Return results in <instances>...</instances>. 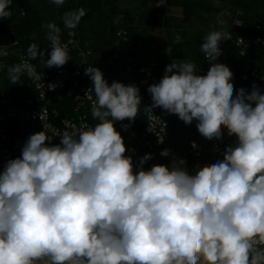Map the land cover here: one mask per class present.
I'll use <instances>...</instances> for the list:
<instances>
[{
    "label": "clouds",
    "instance_id": "obj_1",
    "mask_svg": "<svg viewBox=\"0 0 264 264\" xmlns=\"http://www.w3.org/2000/svg\"><path fill=\"white\" fill-rule=\"evenodd\" d=\"M51 2L59 7L64 0ZM11 3L0 0V19L11 17ZM84 15L83 8L65 13V27L75 29ZM224 15L217 17L222 28ZM44 27L51 41L44 65L60 69L72 61L73 41L61 45L51 34L60 32L56 24ZM203 39L201 51L211 59L207 74L198 75L191 61L171 62L160 82L152 80L147 89L152 103L145 115L153 108L173 114L167 117L173 129L195 120L210 141L227 129L237 142L226 147L223 160L198 167L195 175L184 159H173L171 168L143 169L152 156L155 163L164 161L161 156L170 155L165 149L161 156H143L134 174L114 122L127 119L125 130L132 126L141 134L129 121H135L144 95L134 84L108 85L101 66L113 65L112 58L95 65L85 61L70 73L88 67L78 83L84 74L90 77L88 88L96 97L91 115L99 123L57 135L59 145H51L45 131L32 134L21 157L7 162L0 173V264H264V94L254 85L234 97L233 73L212 63L231 33L215 30ZM36 48L29 47V59L36 58ZM25 72L35 73L27 61L10 67V81ZM181 140L188 141L171 137V149Z\"/></svg>",
    "mask_w": 264,
    "mask_h": 264
},
{
    "label": "trees",
    "instance_id": "obj_2",
    "mask_svg": "<svg viewBox=\"0 0 264 264\" xmlns=\"http://www.w3.org/2000/svg\"><path fill=\"white\" fill-rule=\"evenodd\" d=\"M138 1L141 5L135 8L136 15L133 9H128L123 20H120L122 22H118L122 10L119 0H64L63 5L59 7L51 0H12L10 8L7 9L11 11V17L0 22V49L5 48L8 52L7 57L0 55V99H6L8 105L18 108H35L41 92L33 89L24 73L16 83H12L8 69L28 59L34 65H39L40 72H45L54 79L59 68H48L44 65V62L50 59L51 52L50 30L44 26L54 23L60 32L51 34L58 35L61 45L73 41L68 53L72 61H68L62 67L66 77L74 73V70L71 73L70 70L85 61L87 64L95 65L97 62L112 58L113 65L103 63L101 66L108 85L111 86L113 81L126 86L134 84L143 93L144 101L139 107L138 117L134 122L128 120L133 123L137 133H141L147 125L145 108L152 103L148 87L154 84L153 82H160L166 66L175 60L193 62L197 74L204 75L208 63L201 51V45L204 42L203 38L215 30H202L194 28V25L204 20L208 21L207 15L225 13L226 10L218 8V2L215 0H185L184 17H177L169 15L168 12L170 8L180 7L179 0ZM220 1L232 3L237 7L234 18L230 20V26L226 28L232 34V38L225 49L233 54V57L222 61V64L228 66L233 73L230 83L234 86V92L241 88L245 90L250 88V83L254 79L252 70L257 69L262 75L258 88L261 94H264V42L256 43L258 38L264 41V0ZM81 8L85 10V15L78 26L75 29H67L64 25L65 13ZM154 29H158L161 35L165 36L164 39L158 40L155 45L152 41L143 42L142 35L149 37V33ZM122 30L127 32L126 40L119 37ZM72 33L74 37L71 36ZM177 36L181 37L179 43L175 42ZM239 36L252 39L245 56H241V48L234 42ZM33 44L37 46V56L35 59H29L28 49ZM153 46L156 51L154 60L152 65L144 70L142 62L146 60L148 51ZM117 53L120 54L119 60L114 58ZM81 54L84 56H80ZM76 81L78 83L79 79L69 78L65 88L48 91L41 101V106L48 108L52 117L55 115L54 112L57 114L54 125L58 128L63 127V119L74 118L76 96L69 97L68 94L73 90ZM79 84L80 87L93 88L90 77L85 74L80 78ZM28 101H33L35 105L27 107ZM83 110L88 114L93 127L99 123L93 119L89 105ZM82 113L80 112V116ZM115 124L116 122L114 127ZM176 127L171 134L172 139L178 137L176 130L186 140L197 136L193 124L183 123ZM2 172L1 169L0 173Z\"/></svg>",
    "mask_w": 264,
    "mask_h": 264
},
{
    "label": "built area",
    "instance_id": "obj_3",
    "mask_svg": "<svg viewBox=\"0 0 264 264\" xmlns=\"http://www.w3.org/2000/svg\"><path fill=\"white\" fill-rule=\"evenodd\" d=\"M2 21L3 19H0V22ZM126 35L127 32L124 31L119 33V36L123 39L125 38V40ZM251 40V38L246 36H239L237 40H234L237 46L241 48V56L246 55V51ZM230 41L231 40L223 41L219 44L222 55L212 63H222V61L233 57V54L229 53L225 49ZM263 42L264 41L261 38L256 40V43ZM0 55H2V57H7L8 52L6 49H1ZM205 58L209 65L205 71L206 75L211 66V59L206 56ZM24 61L29 62L35 68L34 74L29 75L27 72H25L24 76H26L27 81L30 83L33 89H35V91L41 92L40 100L38 99L39 101L36 103L37 107L35 106V108L32 109H24L18 108L14 105H8L9 102L6 99H0V170H4V167L8 161L21 157L22 148L32 134L45 131L49 139H51V145H59L61 142V137L57 135H62L65 131L69 133H76L81 130H87L82 128L84 124L93 127L89 122L90 120L88 114L83 112V108L88 105L89 107H92L96 97L91 88L80 87L77 81L73 84V90L68 94L69 97H73V95L76 96L75 101L77 104L74 112L75 115H73L74 118L63 119V127L58 128L54 125V120L57 119V114L55 112L54 117H52L48 108L41 106V101L44 100L45 93L58 88H65L69 78L77 79L78 76L85 73L88 67H79L75 73L70 74V77H66L65 73L61 71L62 67H60L58 73L53 77L54 79H52L49 74L40 72L39 66L34 65L31 60L24 59ZM252 71L254 79L250 83V88L246 89L247 93L251 92L254 85L258 88L260 81L262 80V75L259 70L254 69ZM49 85L54 86V88H50ZM87 92L88 95L86 96ZM235 94L236 91L233 93L234 97ZM140 96L143 99L141 93ZM34 105L35 103L33 101L27 102V107H32ZM81 111L83 112L82 116H77V114ZM170 116L174 115L169 114L166 111H161L159 113L156 108H153L152 111H147V125L139 135L134 132L132 126H129L127 130H125L123 126L128 124L126 122L127 119L123 121H115V126L119 129V132L124 139V144L126 147L125 156L132 157L134 174L140 170V159L147 153L160 155L163 150L168 149L170 151L169 156L164 157L160 155L164 158L163 165L171 168L173 159H184L186 161L185 167L187 168L188 172L192 175H195L198 167L210 165L215 163L217 160H223V153L226 147H234L237 142V138L235 136L229 137L227 134V129L223 128L222 132L224 134L220 140L213 139L210 141L206 139L199 133L196 127L197 121L194 120L192 124L195 127L197 137L188 141H179V143L182 142L180 145L182 147L176 151L175 149L178 147L174 146L171 149L170 146L172 137L171 134L173 132V125L167 119V117ZM179 126L180 124H178L176 128ZM175 133L180 137L177 130ZM193 142H195L196 148L192 147ZM46 144H48L47 141ZM152 166H154V164L151 160H148L142 165L143 169L146 171L150 170Z\"/></svg>",
    "mask_w": 264,
    "mask_h": 264
},
{
    "label": "rangeland",
    "instance_id": "obj_4",
    "mask_svg": "<svg viewBox=\"0 0 264 264\" xmlns=\"http://www.w3.org/2000/svg\"><path fill=\"white\" fill-rule=\"evenodd\" d=\"M120 1V5H121V15L118 18V22H122L120 20H123L124 16H125V12L128 9H133V13L134 15H136V9L137 7H139L141 5V3L138 0H119ZM180 1V7L179 8H170L168 14L169 15H173V16H177V17H184V7L186 5L185 0H179ZM216 2H218V8H223L225 9V15L223 17H221L224 21H226V28L230 26V20H232L234 18V11H236L237 7L234 6L232 3H223L220 0H215ZM220 13H213L212 15H207L208 17V21L204 20L201 21L199 23H197V25H194V28H199L202 30H226V28H222V26L220 24L217 23V17L219 16ZM138 25V24H137ZM227 31V30H226ZM140 34H142V32H140ZM163 37H165L164 35H161V32H159L158 29H154V31H151L149 33V37H145L142 35L141 40L143 42H147V41H152L153 45H155L156 43H158V40L160 39H164ZM120 48H122V51L124 50L123 47L121 46ZM156 51H155V46H153L149 51L148 54L146 56V60H144L142 62V67L144 70H147L149 66L152 65V62L154 60ZM135 64V63H134ZM143 71V70H141Z\"/></svg>",
    "mask_w": 264,
    "mask_h": 264
},
{
    "label": "crops",
    "instance_id": "obj_5",
    "mask_svg": "<svg viewBox=\"0 0 264 264\" xmlns=\"http://www.w3.org/2000/svg\"><path fill=\"white\" fill-rule=\"evenodd\" d=\"M175 146L177 147V145H175ZM181 147H182V146L176 148L175 150L177 151V150L180 149ZM151 156H152V155H151ZM155 159H156V158H153V156H152V158L150 159L154 165H163V160H162V159L157 160L156 163L153 162V161H155Z\"/></svg>",
    "mask_w": 264,
    "mask_h": 264
},
{
    "label": "bare ground",
    "instance_id": "obj_6",
    "mask_svg": "<svg viewBox=\"0 0 264 264\" xmlns=\"http://www.w3.org/2000/svg\"><path fill=\"white\" fill-rule=\"evenodd\" d=\"M81 113H82V111H81ZM79 116H80V112H79ZM81 116H82V114H81Z\"/></svg>",
    "mask_w": 264,
    "mask_h": 264
}]
</instances>
